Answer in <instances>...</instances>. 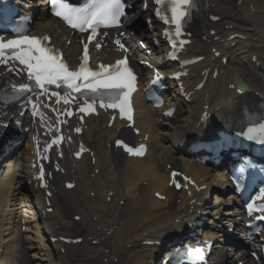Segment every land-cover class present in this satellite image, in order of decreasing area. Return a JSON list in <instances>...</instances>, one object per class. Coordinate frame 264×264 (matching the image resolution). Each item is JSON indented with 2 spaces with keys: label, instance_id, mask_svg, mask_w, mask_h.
<instances>
[{
  "label": "bare ground",
  "instance_id": "1",
  "mask_svg": "<svg viewBox=\"0 0 264 264\" xmlns=\"http://www.w3.org/2000/svg\"><path fill=\"white\" fill-rule=\"evenodd\" d=\"M227 1V3H223V1L210 0L209 4L213 3L215 8L209 5L211 8L203 10L202 7L199 12L206 14L211 9H217V14L221 17L219 22L221 25L236 26L237 30L243 33L248 44L260 49L250 53L252 49L246 47L244 52L237 54L238 51L234 49L226 50L225 53L221 52L224 51V48H221L220 51L216 46L222 55L229 56L224 67L212 57L209 50L210 45L219 42L214 40V37L220 38V35L217 32L214 35L208 34L209 30L203 27V16H200L193 26L194 40L204 49L208 62L214 61L213 67L218 71L233 68L250 87L264 89V0H241L239 3ZM137 22H140V19ZM48 23L49 21L44 20V23L40 25L43 28L39 29L38 33L49 31L56 38L61 36V34H57L58 28H54L53 24H51L53 29L48 30L47 28H50ZM213 28L222 29L217 26ZM202 35H206L205 41L199 40ZM229 35L227 33L226 37ZM66 51L68 54L75 51L74 39H71ZM251 55L257 57L260 67L256 68L250 63ZM244 59L246 62L241 61ZM227 78L230 76L228 75ZM220 79L221 76L217 81L208 76L205 85L207 93L202 95L195 93L192 96L193 101L190 103H184L177 97L179 99L175 102L177 110L171 120H160L159 113L140 106L141 111L137 114L136 122L140 128V134L134 138L142 136L145 132L149 135V151L142 159H125L117 153L110 152L105 147V143L114 135L115 127L101 129L94 126L91 131L86 133V141L94 149L93 167L90 166L87 157L76 162L75 180L77 183L74 189L67 192L57 190L56 194L59 195V198L55 195L52 197L55 210L49 214L51 216L48 218L45 216L51 227H57L61 232L73 230L78 233L83 237L81 243L65 248L61 254L56 244L50 246L46 244L40 224L36 225L35 229L27 225V231L21 232L13 210L11 217L6 218L12 219L11 227L1 228L2 224H0V242L2 243L0 247L3 248L0 254V264L152 263V254L158 249L142 245L141 241L145 238L158 240L163 238L166 243L172 241L174 230L182 225V222H175L174 219H179L181 214L187 215L186 211L190 207L189 198L185 196L184 192L176 195L166 186L169 171L165 169L166 164L185 170L193 178L201 179V184L205 183L211 189V193L214 195V205L211 207V211L217 218L222 206L221 199L227 188L219 182L220 177L217 172L188 158L181 145L182 142H188L194 133V125L203 110L204 100L214 102L217 97L213 94L215 92L216 95L222 94L221 91L224 92L225 98L235 97L232 91H227L224 88V83ZM127 132L122 128V133L127 134ZM167 143L170 144V148H166ZM26 158L27 150H23L19 154L18 163L22 164ZM11 163H6V173L13 169ZM64 164L69 165L67 162ZM93 168L97 169V174L91 177ZM25 170L26 168L23 167L19 175L10 176L8 183L0 185L1 208L13 204V200L22 195L23 190L32 189L33 181ZM110 190L113 193L110 201L106 202L105 196ZM90 191H94L92 197L89 195ZM155 191L164 194L165 200L154 199ZM192 194L197 197V195H202V192L197 194L192 192ZM36 195L40 196V193L37 192ZM121 199L123 205L118 208L117 204ZM59 200L65 205L61 211L66 215H63L59 210ZM224 201V207L230 206V198L226 197ZM191 205L194 207V204ZM75 214L80 216L78 222L71 221V215ZM221 214L226 216L225 222L231 221V213L230 215L224 212ZM4 215L5 212L1 210L0 216ZM43 221L46 220L43 218ZM210 223L215 224L216 227L219 226L217 224L219 221ZM114 224L116 227L108 233L109 228ZM199 228L201 227L197 229ZM89 237L97 240L96 245L90 244L87 240ZM31 251L34 254L32 258L30 257ZM222 251L221 249L217 250L220 256L217 252L213 253L212 258L216 259L217 264H235L237 260L249 264L243 253L233 252L229 256L225 251ZM104 260L106 262H103Z\"/></svg>",
  "mask_w": 264,
  "mask_h": 264
},
{
  "label": "snow or ice",
  "instance_id": "2",
  "mask_svg": "<svg viewBox=\"0 0 264 264\" xmlns=\"http://www.w3.org/2000/svg\"><path fill=\"white\" fill-rule=\"evenodd\" d=\"M154 2L160 6L167 3L170 15L162 12L160 7L157 8L155 14L164 24L174 27L177 38L182 36L183 25L190 15V9L194 7V0H154ZM51 5L52 13L61 18L69 27L81 33H90L87 36L88 42H81L83 44V56L79 66L76 69H70L64 61L62 53L49 46V36L29 37L27 35H19L18 38L8 39L7 41L0 37V65L8 66L10 62H18L19 65H22L23 67L19 70L9 66L8 71H15L17 75L26 73L27 81L34 82L36 89L40 90L37 95H48L49 86L55 85L56 88L63 86L65 89L63 95L57 91H51L50 93L49 98L57 97V104L62 101L63 104L68 105L72 99L79 98L82 100V104L78 109L80 113H94L96 111L95 105L99 103L100 108L118 110L121 117L126 116L131 121L132 106L130 97L132 92L135 91L136 76L132 69L128 67L126 59L117 60L112 65L100 64L94 70L89 67L88 50V43L100 34V29L118 28L120 26L121 17L125 16L126 0H89L81 8L71 7L63 0H51ZM106 34L105 32L104 35ZM115 43L124 48L119 40H116ZM185 43L187 41L180 40L177 43V40H171L174 51L170 55L174 57L175 50L178 47L182 48ZM96 47L99 49L101 45L97 43ZM124 50L127 51L126 48ZM178 76L179 74H177V78ZM159 79L160 76L157 73L156 80L153 83L158 82ZM11 87L12 91L16 93L14 99H18L24 93L34 91L32 83H20ZM73 94L78 95L74 96ZM46 106L50 107V105ZM36 108L37 105L33 104V109ZM67 114L71 116L73 113L69 111ZM166 114H171V112ZM57 122L60 123L58 119ZM0 127H6V125L0 124ZM76 131H80V129L77 128ZM259 131L261 133L260 143H264V126ZM254 138L256 137L249 136V139ZM61 139L63 138L53 139L52 143L44 148V152H48L52 145L58 144ZM116 143L120 145L122 141L118 140ZM124 147L131 155H142L144 151L143 145L138 149H133L127 145H124ZM83 150L81 148V151ZM37 151L39 155V149ZM77 156H79V153H77ZM176 175V173H173V177ZM43 177L44 170L41 167L40 179H43ZM238 179H242V177ZM173 183L176 184V187H180L175 180H173ZM261 192L264 193V189H261ZM261 199H264V196ZM248 211L250 215L253 211L264 212V205L254 209L253 205L249 204ZM258 219H264V217H258ZM193 251L199 258L202 250L196 248ZM188 264H197V260L192 259L191 254H189Z\"/></svg>",
  "mask_w": 264,
  "mask_h": 264
}]
</instances>
